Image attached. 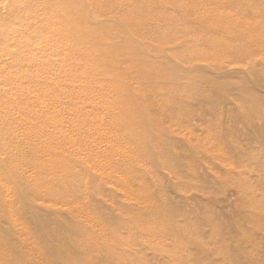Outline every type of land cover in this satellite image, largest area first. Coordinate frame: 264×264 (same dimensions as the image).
Segmentation results:
<instances>
[{
  "label": "rangeland",
  "instance_id": "obj_1",
  "mask_svg": "<svg viewBox=\"0 0 264 264\" xmlns=\"http://www.w3.org/2000/svg\"><path fill=\"white\" fill-rule=\"evenodd\" d=\"M0 264H264V0H0Z\"/></svg>",
  "mask_w": 264,
  "mask_h": 264
}]
</instances>
